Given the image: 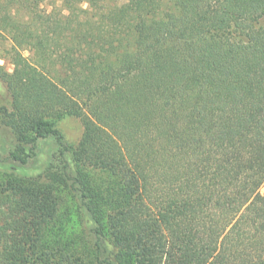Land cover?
<instances>
[{
  "label": "trees",
  "instance_id": "obj_1",
  "mask_svg": "<svg viewBox=\"0 0 264 264\" xmlns=\"http://www.w3.org/2000/svg\"><path fill=\"white\" fill-rule=\"evenodd\" d=\"M48 1L0 0V162L58 146L0 181V264H264V0Z\"/></svg>",
  "mask_w": 264,
  "mask_h": 264
},
{
  "label": "rangeland",
  "instance_id": "obj_2",
  "mask_svg": "<svg viewBox=\"0 0 264 264\" xmlns=\"http://www.w3.org/2000/svg\"><path fill=\"white\" fill-rule=\"evenodd\" d=\"M49 6L60 4L59 0H49ZM11 42L2 39L0 41V66H3L9 73L14 71V65L6 49L10 48ZM27 56L28 53H25ZM10 107V98L0 81V107ZM59 129L63 132L65 139L71 145H77L82 135L81 121L75 118H68L60 122ZM15 147V138L10 129L0 124V157L6 158L10 150ZM58 151L55 141L50 138L42 140L38 146V155L27 165H20L14 162H0V181L9 174L21 178H34L42 175L46 168L54 161V155ZM264 192V189L261 190Z\"/></svg>",
  "mask_w": 264,
  "mask_h": 264
}]
</instances>
